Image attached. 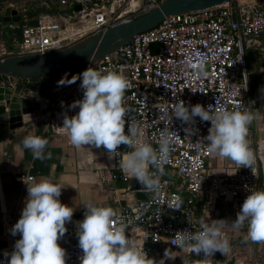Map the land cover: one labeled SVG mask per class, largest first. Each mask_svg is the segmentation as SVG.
<instances>
[{
	"label": "built area",
	"instance_id": "1",
	"mask_svg": "<svg viewBox=\"0 0 264 264\" xmlns=\"http://www.w3.org/2000/svg\"><path fill=\"white\" fill-rule=\"evenodd\" d=\"M159 0H42L41 6L46 10L40 12L33 23L25 18L19 21L2 20V4L0 1V24L19 34L14 55L55 50L73 43L76 39L104 30L115 22L125 19L128 11L133 15L146 12L158 4ZM139 8L131 10L132 5ZM78 5V9L74 6ZM69 9L66 14L58 11ZM17 15L19 12L17 11ZM149 42L157 43V50L151 53ZM259 47L264 56V0H231L211 7L174 13L163 18L153 27L136 33L125 44L104 54L96 66L98 71L123 72L130 81L131 87L126 91L124 106L134 107L126 115V131L129 123L137 126L139 139L158 147L160 133L176 131L178 133L168 161L163 166L160 176L162 185L158 193L148 192L143 185L131 186L130 178L119 168V158H114L112 179L119 180L122 186L116 189L117 201L126 202L127 196L146 193L144 199H134L133 205H123L116 215L122 218L127 226V238L147 253L149 258L159 261L165 249H171L177 255L174 260H165V264H182L183 257L195 262L203 253H189L180 250L171 243L177 232L201 230V220L211 224L218 220L213 216L210 205L220 200L227 212L237 218V213L250 194V188L259 189L260 172L254 164L255 175L250 168L237 169L234 162L225 163L224 158L210 154L207 145L200 139L208 134L209 121H201L196 117L195 134L188 136L184 125L172 115V107L179 99L188 105L200 103L207 107L223 106L229 110L239 106L241 110H250L256 121L262 126H249V134L256 129L264 131L263 106L249 93V78L245 49ZM207 57L206 74L198 75L191 68L195 57ZM84 68L82 72L87 69ZM81 72V73H82ZM66 72L61 73V78ZM42 77L34 81L24 79L23 88L30 92L32 87L44 84ZM13 78L0 80V85L13 88ZM17 79V78H16ZM81 80L65 93L56 86L44 113L34 115L62 114L55 119V131L62 129L63 116L67 112L74 115L78 109L68 106L73 101L82 99ZM246 87V88H245ZM195 91V92H193ZM63 102V107H62ZM62 108L59 113L58 109ZM249 137V135H248ZM257 143V142H255ZM264 139H259L257 147ZM252 149V148H251ZM131 149L121 145V155ZM214 157L221 165L216 172L210 157ZM150 170L151 169L150 167ZM228 173H234L229 175ZM25 175L23 180L31 179ZM248 186V187H246ZM182 200L180 209L169 208L168 205L176 197ZM206 201V203H205ZM200 208V210H199ZM197 209L199 213L197 214ZM84 214L73 215L71 222L66 223L67 232L58 242L66 250V264H80L82 254L78 246L76 234L77 222L83 220ZM189 220L191 223H189ZM14 224L13 215H5L0 220V229L8 233ZM227 238L228 233L221 228ZM9 238L0 248V264H8L10 254L14 250L16 240ZM8 256H5V253Z\"/></svg>",
	"mask_w": 264,
	"mask_h": 264
},
{
	"label": "clouds",
	"instance_id": "2",
	"mask_svg": "<svg viewBox=\"0 0 264 264\" xmlns=\"http://www.w3.org/2000/svg\"><path fill=\"white\" fill-rule=\"evenodd\" d=\"M207 60V57L197 56L191 68L198 75H205ZM77 79L81 80L83 97L68 106L78 111L71 116L65 112L61 126L71 145L77 149L86 146L103 148L109 159L120 157L119 168L123 173L139 181L148 192L158 193L162 187L160 176L163 175V166L174 150L178 133L174 130L161 132L158 147L154 148L139 139L137 126L129 123L126 131L128 109L124 106V98L131 83L123 72L98 71L88 67L70 79L62 77L57 83L58 86L70 85ZM173 117L185 126L188 136L197 131L193 127L196 117L209 121L208 134L200 139L207 145V151L231 160L237 169L250 168L255 175L256 158L247 139L249 125L255 118L250 110H241L239 106L229 110L223 106L205 107L200 103L188 105L179 99L173 105L169 119ZM21 143L31 151L34 160L52 158L51 152H45L49 141L41 136L28 134ZM121 145L132 150L121 155ZM25 184V206L11 229V234H20V238L15 242L8 264H66V250L58 241L67 232L66 223L71 222L74 209L59 199L64 186L47 178ZM249 192L232 225L239 229L247 224L245 241L264 243V189L250 188ZM83 204L84 218L77 222L76 227L82 253L80 264H165V260L176 258L171 249H165L159 261L149 258L144 249L127 238V226L112 207L97 206L90 201ZM181 206L182 200L178 196L168 205L172 209H180ZM225 222L220 220L218 226L215 220L211 224L201 220L200 231L177 232L171 243L181 251L187 249L190 254L203 253L202 260L211 259L216 251L226 255L230 251V243L221 232ZM8 255L6 252L5 256ZM182 264L197 262L183 257Z\"/></svg>",
	"mask_w": 264,
	"mask_h": 264
},
{
	"label": "crops",
	"instance_id": "3",
	"mask_svg": "<svg viewBox=\"0 0 264 264\" xmlns=\"http://www.w3.org/2000/svg\"><path fill=\"white\" fill-rule=\"evenodd\" d=\"M0 1L3 10L6 7H10L16 12L11 16H17V9L12 8L9 3L5 2V4L4 0ZM141 1L138 0V2ZM138 8V6L133 4L130 9L136 10ZM6 29L5 25L0 24V33L3 34L0 41V54L14 55L16 37L12 36V34L11 36L5 35L4 30ZM2 79L6 81V77ZM12 80L16 86V91L23 88V79L13 78ZM41 80H44V84L40 86L39 90L28 92V89H24V92L27 95L32 92L46 97L51 95L54 87H56V75L52 74L50 77H42ZM67 86H60L64 89L63 93L70 88ZM47 110L48 108H42L44 113ZM58 112H62L61 107ZM61 115L56 113L55 118L53 114L40 115L26 121L23 120L19 126L14 128H9L7 116H0V220L5 215H13L14 224L12 227L20 218L25 206L27 197V185L25 182H31L34 179L47 178L63 185L59 199L62 203L73 207V215L84 214L85 205L83 203L86 201H90L97 206H110L116 212L123 205H133V200L136 199V195L128 194L126 202L116 200V189L122 186L123 183L111 177L114 171V160L108 158L103 148L97 149L86 146L77 149L73 147L65 132H57L53 127L55 119H60ZM28 134H35L49 141V146L45 149V152L52 153L51 159L44 161L33 159L31 151L25 149L21 143L22 139ZM248 135L247 139L250 147H253L256 141L250 138L249 133ZM224 162L226 163L225 160ZM211 163L216 172L221 170V165L215 158ZM27 174L31 175L32 178L23 180V177ZM117 181L119 182L118 186L116 185ZM129 184L131 186L142 185L134 178L129 180ZM211 207L213 216L217 219L226 213L224 211H227L222 202L217 199L213 201L210 205ZM197 214H200L198 209ZM19 235H12L11 230L8 235L7 232L0 229V248L6 244L9 238H17ZM203 258L204 255L198 260L197 264H205V260H202Z\"/></svg>",
	"mask_w": 264,
	"mask_h": 264
},
{
	"label": "water",
	"instance_id": "4",
	"mask_svg": "<svg viewBox=\"0 0 264 264\" xmlns=\"http://www.w3.org/2000/svg\"><path fill=\"white\" fill-rule=\"evenodd\" d=\"M229 1L231 0H159L155 7L146 12L133 15V11H128L125 19L115 22L104 30L86 34L62 48L45 51L43 54L38 52L23 55L1 53L0 80L4 77L30 79L54 74L56 75L55 86H57L62 72H66L67 78L70 79L74 75L81 74L84 68L96 66L104 54L125 44L136 33L153 27L168 15L199 10ZM74 9H78V5H75ZM15 13V10L6 7L3 10L2 20L17 21L18 15L11 16ZM149 46L151 53H155L157 43L149 42ZM75 83L68 86L71 88ZM53 95L54 92L47 97L35 92L27 95L24 88L16 91L15 85L13 88L0 85V116H7L9 128L17 127L23 120L26 121L43 112V107L49 109ZM127 108L134 109L132 105H128ZM262 179L264 189V173ZM116 185H119L118 181ZM136 198L144 199L146 193H137ZM234 261V256H231L224 264H234Z\"/></svg>",
	"mask_w": 264,
	"mask_h": 264
},
{
	"label": "rangeland",
	"instance_id": "5",
	"mask_svg": "<svg viewBox=\"0 0 264 264\" xmlns=\"http://www.w3.org/2000/svg\"><path fill=\"white\" fill-rule=\"evenodd\" d=\"M42 0H4V3L11 4L12 8L17 9L20 12L24 9H32L37 6H41ZM5 3V4H6ZM69 12V9L60 10L58 13L66 14ZM4 34L8 36L14 35L16 37V41L19 39V35L17 31H8L4 30ZM3 37V34L0 33V41ZM262 50L259 47L254 49L246 48L245 49V57L249 60H252L253 63L248 65L247 71H253L254 76L252 80L254 82H258L256 86V91L254 94V99L260 103V107L264 105V56H261ZM251 82V80L249 79ZM254 126L257 128L262 126L260 121L256 119L254 120ZM250 138H253V141H257L259 139H264V131L258 130L252 131L250 133ZM253 143V142H252ZM252 148V147H250ZM253 150V149H252ZM214 157H210V161H212ZM226 163H230L231 160L225 159ZM263 181V179H262ZM261 189H263V184L261 185ZM222 214L218 220L216 221L217 225L220 226V220L226 221L221 227L228 233V241L230 243V251L224 255L219 251H216L214 255L211 257L213 259L203 260L205 264H224V262L229 259L231 256H234L235 264H240L243 261V264H264V243H253L250 240L245 241L244 237L247 234V224L243 227L237 229L232 225L233 217L227 212ZM199 260V259H198ZM198 260L195 262L198 263Z\"/></svg>",
	"mask_w": 264,
	"mask_h": 264
},
{
	"label": "trees",
	"instance_id": "6",
	"mask_svg": "<svg viewBox=\"0 0 264 264\" xmlns=\"http://www.w3.org/2000/svg\"><path fill=\"white\" fill-rule=\"evenodd\" d=\"M46 9L43 7V6H37V7H34L32 9H22L20 12H19V15H18V18H19V21H21V19L25 18V21L29 24L33 23L36 16L42 12V11H45ZM246 63H247V69H248V65H251L253 63L252 60H249L248 58L246 59ZM52 74H47V75H44V76H40V77H50ZM254 76V72L253 71H250L248 72V78L251 80V82L249 81V93L250 95L253 97L254 94H255V91H256V86L258 84V82H254L252 80ZM40 77H33V78H30L31 81H34L36 80L37 78H40ZM40 89V86H37V87H32V90H39ZM263 112H264V106H263Z\"/></svg>",
	"mask_w": 264,
	"mask_h": 264
},
{
	"label": "flooded vegetation",
	"instance_id": "7",
	"mask_svg": "<svg viewBox=\"0 0 264 264\" xmlns=\"http://www.w3.org/2000/svg\"><path fill=\"white\" fill-rule=\"evenodd\" d=\"M257 144H258V142L253 145L252 151L255 154V158H256L255 163L257 164V166L259 168V172H260V187H259V189H261L262 177H263V173H264L261 155H263V153H264V145L262 143H260V145L257 147Z\"/></svg>",
	"mask_w": 264,
	"mask_h": 264
},
{
	"label": "bare ground",
	"instance_id": "8",
	"mask_svg": "<svg viewBox=\"0 0 264 264\" xmlns=\"http://www.w3.org/2000/svg\"><path fill=\"white\" fill-rule=\"evenodd\" d=\"M262 163H263V170H264V156L261 155Z\"/></svg>",
	"mask_w": 264,
	"mask_h": 264
}]
</instances>
